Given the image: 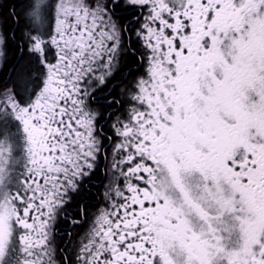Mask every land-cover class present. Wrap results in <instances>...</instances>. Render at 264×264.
I'll use <instances>...</instances> for the list:
<instances>
[{
  "label": "snow or ice",
  "instance_id": "obj_1",
  "mask_svg": "<svg viewBox=\"0 0 264 264\" xmlns=\"http://www.w3.org/2000/svg\"><path fill=\"white\" fill-rule=\"evenodd\" d=\"M0 264H264V0H0Z\"/></svg>",
  "mask_w": 264,
  "mask_h": 264
},
{
  "label": "trees",
  "instance_id": "obj_2",
  "mask_svg": "<svg viewBox=\"0 0 264 264\" xmlns=\"http://www.w3.org/2000/svg\"><path fill=\"white\" fill-rule=\"evenodd\" d=\"M9 2H11V3H15V2H16V0H9ZM17 10H19V9H17ZM8 73H9V74H11V73H12V69H11V68H9V70H8Z\"/></svg>",
  "mask_w": 264,
  "mask_h": 264
},
{
  "label": "flooded vegetation",
  "instance_id": "obj_3",
  "mask_svg": "<svg viewBox=\"0 0 264 264\" xmlns=\"http://www.w3.org/2000/svg\"><path fill=\"white\" fill-rule=\"evenodd\" d=\"M72 211H74L75 209L73 208V209H71Z\"/></svg>",
  "mask_w": 264,
  "mask_h": 264
}]
</instances>
